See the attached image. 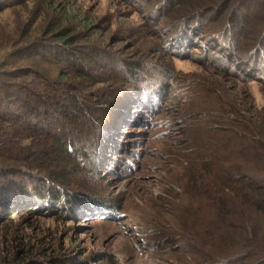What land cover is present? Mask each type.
Masks as SVG:
<instances>
[{
  "label": "trees",
  "instance_id": "obj_1",
  "mask_svg": "<svg viewBox=\"0 0 264 264\" xmlns=\"http://www.w3.org/2000/svg\"><path fill=\"white\" fill-rule=\"evenodd\" d=\"M26 1L0 0V13ZM41 1L38 18L44 25L31 31L38 39L20 44L0 27V227L21 208L38 216L61 205L72 217L116 214V208L90 198L95 193L88 180L103 165L87 161L103 150L108 154L109 128L117 127L110 116L118 105L130 110L119 111V119L146 118V109L158 110L162 90L174 91L172 73L169 82L162 81L148 75L141 61L119 60L117 52L91 42L90 24L71 13L70 0ZM150 5L156 8L147 15L163 22L171 53H183L204 36L235 59L234 71L243 79L264 83V0H148ZM217 53L211 50L207 58ZM126 95L139 100L132 106ZM225 105L228 110L220 105L218 111L235 119L206 128L195 157L198 176L211 177L224 200H211L216 211L206 232L211 241L192 235L191 250H202L199 264H264V113L255 110L248 119ZM205 114L202 120L211 123L214 118ZM17 242L0 264H40L24 241Z\"/></svg>",
  "mask_w": 264,
  "mask_h": 264
},
{
  "label": "rangeland",
  "instance_id": "obj_2",
  "mask_svg": "<svg viewBox=\"0 0 264 264\" xmlns=\"http://www.w3.org/2000/svg\"><path fill=\"white\" fill-rule=\"evenodd\" d=\"M42 3L27 0L5 10L0 13V27L20 44L38 39L31 31L43 24L38 18ZM69 4L71 13L90 24L91 42L117 52L119 60L141 61L148 75L162 81L169 82L172 73L174 91L162 90L158 110L144 111L147 120L141 116L128 120L126 114L119 119L120 112L130 110L118 105L110 116L117 127L109 128L108 154L103 150L94 161H87L103 165L88 180L95 193L90 198L116 208V214L103 210L96 216L80 212L72 217L65 212L67 205H61L56 212L38 216L21 208L4 218L0 227V261L14 253L21 240L40 264H199L202 250H191L196 239L192 235L197 241H211L206 236L216 212L211 200L224 199L211 177L198 176L200 162L195 157L207 139L206 128L235 119L228 111H218V106L228 110L225 104H232L248 119L254 118L255 110L264 113V83L243 79L234 71L235 59L204 36L195 37L183 53H171L163 22L157 24L147 15L156 8L155 3L147 6L148 0H70ZM211 50L219 53L207 58ZM124 99L132 106L139 100L132 95ZM205 112L214 118L211 123L202 120Z\"/></svg>",
  "mask_w": 264,
  "mask_h": 264
}]
</instances>
